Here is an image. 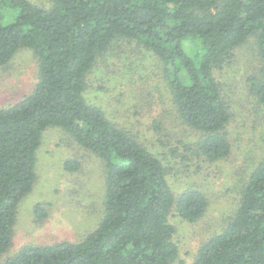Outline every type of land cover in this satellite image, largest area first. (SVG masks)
<instances>
[{
	"label": "trees",
	"instance_id": "obj_1",
	"mask_svg": "<svg viewBox=\"0 0 264 264\" xmlns=\"http://www.w3.org/2000/svg\"><path fill=\"white\" fill-rule=\"evenodd\" d=\"M252 37L261 64L250 90L264 106V0H0V66L28 47L39 67L32 90L0 107V254L12 244L17 205L35 182V152L47 127L66 131L105 168L104 215L93 231L77 242L22 246L1 264H172L179 247L169 213L195 222L206 195L172 191L160 159L85 101V80L115 39L135 40L162 63L178 117L201 135L185 151L215 162L231 151V114L214 72ZM240 194L234 215L189 264H264V160ZM35 210L45 216L40 204Z\"/></svg>",
	"mask_w": 264,
	"mask_h": 264
},
{
	"label": "rangeland",
	"instance_id": "obj_2",
	"mask_svg": "<svg viewBox=\"0 0 264 264\" xmlns=\"http://www.w3.org/2000/svg\"><path fill=\"white\" fill-rule=\"evenodd\" d=\"M49 6L50 0H33ZM88 74L85 101L100 108L113 123L135 135L166 166L172 191L194 188L206 195L204 214L195 222L183 221L174 209L168 216L179 247L172 264H189L202 242L221 231L234 215L241 188L252 168L264 160V106L250 84L261 64L252 37L234 51V58L214 72L231 118L226 125L229 155L204 161L185 151L201 135L177 115L162 63L135 40L115 39ZM39 77L33 50L21 47L0 66V107L18 102ZM182 155L188 160H183ZM36 179L18 203L12 244L0 254V264L22 246L77 242L93 231L104 215V162L78 144L66 131L49 126L35 152ZM78 163L67 170L65 161ZM40 204L45 216L38 217Z\"/></svg>",
	"mask_w": 264,
	"mask_h": 264
}]
</instances>
